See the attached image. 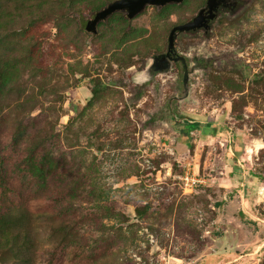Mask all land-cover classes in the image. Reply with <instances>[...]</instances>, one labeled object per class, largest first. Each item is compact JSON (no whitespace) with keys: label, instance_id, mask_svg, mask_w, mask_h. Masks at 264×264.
I'll return each instance as SVG.
<instances>
[{"label":"rangeland","instance_id":"obj_1","mask_svg":"<svg viewBox=\"0 0 264 264\" xmlns=\"http://www.w3.org/2000/svg\"><path fill=\"white\" fill-rule=\"evenodd\" d=\"M114 1L0 0V264H264L247 181L223 180L236 148L264 182V0L82 29Z\"/></svg>","mask_w":264,"mask_h":264},{"label":"crops","instance_id":"obj_2","mask_svg":"<svg viewBox=\"0 0 264 264\" xmlns=\"http://www.w3.org/2000/svg\"><path fill=\"white\" fill-rule=\"evenodd\" d=\"M196 119L191 118V121L190 122L189 121L188 122L185 121V124H186L185 126L188 127V128H191V127L197 128L196 129V132H199L200 131L199 130L200 127L201 128H205V127L211 126V127H213V130L216 132V124L215 123H212V122H209L208 120H206L205 116H203L201 118H198L197 120ZM221 128L224 131L228 132V130L225 129V127L223 128V127H221V125H219V129H221ZM206 136L208 138H212L211 135H206ZM212 139L214 140V138H212ZM227 147H228V143H227ZM253 149H254L253 150V155H256V152L257 151H260L262 148L258 150V149L255 148V146H253ZM228 151L229 152H226L227 157L224 160V162H225L224 167L226 166L225 169H228V168L230 169V168L233 167L234 170H232V172H228V173L225 172L224 173L225 174V176L223 178L224 183H228L229 185L235 184V185H239V186L242 185L243 186L244 185V180H245V182L247 181L246 184H248L247 187H248L249 194L248 195H244V198H243L242 203L243 204H246V206H250L251 208H253L254 212L252 211V213L256 215V212H257V209L256 208L261 205V202L264 203V182L261 181L262 179H260L257 175H255L251 171L253 169V167H252V164H250L249 162H250V159L252 161L253 157L249 159L248 156L245 155V152H244V154L242 153L238 157H236V155H235L236 148H234V150L231 148ZM246 153L249 154L250 152H247L246 151ZM232 158H234V159H236V158L239 159L240 158V160L242 159L244 165L239 164V166H236V164L232 160ZM262 190H263V192H262ZM255 215H252L251 217L254 220H256V221L259 220L260 222H263L264 223V221L258 219V216H255ZM259 248H260V246L254 248L253 249V253H255L256 251H258ZM253 253H250V252L248 254L245 253L244 256L249 257L250 254L252 255ZM242 258H243L242 255H240V256L237 257L238 263H242V261H241Z\"/></svg>","mask_w":264,"mask_h":264},{"label":"water","instance_id":"obj_3","mask_svg":"<svg viewBox=\"0 0 264 264\" xmlns=\"http://www.w3.org/2000/svg\"><path fill=\"white\" fill-rule=\"evenodd\" d=\"M184 0H117L108 4L105 8L96 12L91 20H83L81 22L82 29L89 34H97V26L106 21L109 17L118 12L126 13L128 20H133L139 14H141L147 6L164 7L169 4H181ZM228 0H207L206 7L202 14L198 16L193 22L181 26L176 30H185L195 27H200L205 24L208 19L213 15V11L216 7H230ZM173 30L170 34L169 44H172V36L176 31Z\"/></svg>","mask_w":264,"mask_h":264},{"label":"built area","instance_id":"obj_4","mask_svg":"<svg viewBox=\"0 0 264 264\" xmlns=\"http://www.w3.org/2000/svg\"><path fill=\"white\" fill-rule=\"evenodd\" d=\"M174 180L178 182V186L183 194H190L197 189L205 185V180L195 174L194 172H189L188 170L184 171L182 174L174 177ZM147 237L152 240V236L147 234Z\"/></svg>","mask_w":264,"mask_h":264},{"label":"bare ground","instance_id":"obj_5","mask_svg":"<svg viewBox=\"0 0 264 264\" xmlns=\"http://www.w3.org/2000/svg\"><path fill=\"white\" fill-rule=\"evenodd\" d=\"M246 151H247V152H250V149L246 148ZM250 153H251V152H250Z\"/></svg>","mask_w":264,"mask_h":264},{"label":"trees","instance_id":"obj_6","mask_svg":"<svg viewBox=\"0 0 264 264\" xmlns=\"http://www.w3.org/2000/svg\"><path fill=\"white\" fill-rule=\"evenodd\" d=\"M246 223L248 224L249 222L247 221Z\"/></svg>","mask_w":264,"mask_h":264},{"label":"flooded vegetation","instance_id":"obj_7","mask_svg":"<svg viewBox=\"0 0 264 264\" xmlns=\"http://www.w3.org/2000/svg\"><path fill=\"white\" fill-rule=\"evenodd\" d=\"M191 121V120H190Z\"/></svg>","mask_w":264,"mask_h":264}]
</instances>
